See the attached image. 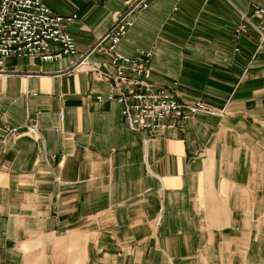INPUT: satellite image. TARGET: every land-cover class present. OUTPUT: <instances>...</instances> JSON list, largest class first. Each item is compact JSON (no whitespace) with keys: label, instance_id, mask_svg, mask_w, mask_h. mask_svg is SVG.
Masks as SVG:
<instances>
[{"label":"crops","instance_id":"1","mask_svg":"<svg viewBox=\"0 0 264 264\" xmlns=\"http://www.w3.org/2000/svg\"><path fill=\"white\" fill-rule=\"evenodd\" d=\"M43 1L77 15L66 30L86 57L6 60L0 264H264V16L253 13L264 0L134 11L119 51L153 50L151 82L215 111L154 137L96 99L110 89L96 44L133 0ZM14 125L23 134L7 137Z\"/></svg>","mask_w":264,"mask_h":264},{"label":"built area","instance_id":"2","mask_svg":"<svg viewBox=\"0 0 264 264\" xmlns=\"http://www.w3.org/2000/svg\"><path fill=\"white\" fill-rule=\"evenodd\" d=\"M131 2L128 10L96 44L110 54L109 61L102 63L108 69L94 66V71L110 86L108 92L97 94L96 99L120 103L129 126L145 132L148 137L179 127L198 112H215L201 100L180 101L169 89L151 82L153 50L138 49L133 57L119 51L118 44L135 23L134 11L148 6L146 0ZM253 13L264 16V8L253 4ZM76 16L59 14L43 0H0V75L10 57L50 61L67 56L73 58L74 66L83 63L86 56L81 58L74 37L66 30L68 22ZM247 29L244 21L237 26L235 34L240 36ZM261 40L264 41V31ZM24 127L30 129L34 124ZM5 134L18 137L23 134V128L5 126Z\"/></svg>","mask_w":264,"mask_h":264}]
</instances>
